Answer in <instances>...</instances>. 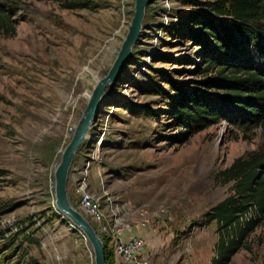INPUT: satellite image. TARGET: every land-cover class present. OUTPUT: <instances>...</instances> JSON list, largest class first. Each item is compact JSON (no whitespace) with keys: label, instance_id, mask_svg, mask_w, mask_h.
I'll list each match as a JSON object with an SVG mask.
<instances>
[{"label":"rangeland","instance_id":"obj_1","mask_svg":"<svg viewBox=\"0 0 264 264\" xmlns=\"http://www.w3.org/2000/svg\"><path fill=\"white\" fill-rule=\"evenodd\" d=\"M96 2V9H67L53 0H16L15 33L0 32V236L23 229L37 240L26 241L28 254L10 264H96L91 243L58 209L55 191L63 151L136 8V0ZM195 9L188 0H150L139 40L69 174L73 206L82 212L76 188L86 177L102 209L144 238L140 256L150 264H212L219 231L207 218L232 193V183L216 175L264 144L260 127L246 138L226 121L185 142L166 136L176 132L166 113L169 80L191 84L203 65L200 48L185 36ZM105 238L109 264H127ZM228 264H264V219Z\"/></svg>","mask_w":264,"mask_h":264},{"label":"trees","instance_id":"obj_2","mask_svg":"<svg viewBox=\"0 0 264 264\" xmlns=\"http://www.w3.org/2000/svg\"><path fill=\"white\" fill-rule=\"evenodd\" d=\"M0 1V32L14 34L13 2ZM67 9H96V0H53ZM185 36L200 48L203 65L191 84L169 80L167 105L176 132L166 136L185 142L211 125L226 121L248 132H264V0H188ZM158 87V86H157ZM165 93L163 90H160ZM166 96V93H165ZM5 171L0 168V177ZM216 178L232 183V193L215 205L207 221H216L219 240L212 264H228L243 240L264 219V144L236 158ZM109 264V246L101 236ZM37 243L29 233H1L0 255L10 264L14 256L28 254L25 242ZM12 251V253H11ZM32 261V258H29ZM34 264V263H32Z\"/></svg>","mask_w":264,"mask_h":264},{"label":"water","instance_id":"obj_3","mask_svg":"<svg viewBox=\"0 0 264 264\" xmlns=\"http://www.w3.org/2000/svg\"><path fill=\"white\" fill-rule=\"evenodd\" d=\"M149 2L150 0H136L134 17L123 45L108 74L97 80L94 90L89 96L88 105L77 123L71 140L65 147L61 161L55 171L56 205L60 212L81 230L91 243L96 264H108L105 243L91 221L71 203L68 192L69 174L78 150L89 137L92 125L98 117L108 86L117 81L125 63L131 56L133 46L139 40Z\"/></svg>","mask_w":264,"mask_h":264},{"label":"built area","instance_id":"obj_4","mask_svg":"<svg viewBox=\"0 0 264 264\" xmlns=\"http://www.w3.org/2000/svg\"><path fill=\"white\" fill-rule=\"evenodd\" d=\"M73 130L74 126H70ZM80 195V208L87 217L90 216L97 224L98 233L107 236L114 243V252L127 264H150L140 256L145 241L142 236L133 232L130 224L124 223L119 218L108 215L100 206L96 195L88 189L86 177L82 178L76 188ZM143 225H146L145 222Z\"/></svg>","mask_w":264,"mask_h":264}]
</instances>
